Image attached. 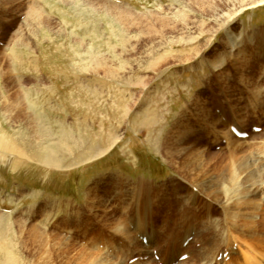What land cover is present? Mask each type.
<instances>
[{"label":"rangeland","instance_id":"374dc122","mask_svg":"<svg viewBox=\"0 0 264 264\" xmlns=\"http://www.w3.org/2000/svg\"><path fill=\"white\" fill-rule=\"evenodd\" d=\"M199 1L109 0L131 12L116 17L101 2L0 0V264H216L236 250V241L224 245L220 205L188 186L164 154L181 115L198 146L224 151L223 140L205 138L210 120L199 108L212 103L233 105L243 129L264 138L256 45L220 70L189 67L202 56L181 59L199 41L178 37L198 34L203 19L215 27ZM226 28L261 36L264 3L220 27L205 58L223 52ZM252 147L250 160L261 165L264 152ZM178 184L195 199L177 200ZM247 199L242 189L233 202L242 210ZM32 225L45 236H30ZM181 252L189 257L178 261Z\"/></svg>","mask_w":264,"mask_h":264},{"label":"bare ground","instance_id":"6f19581e","mask_svg":"<svg viewBox=\"0 0 264 264\" xmlns=\"http://www.w3.org/2000/svg\"><path fill=\"white\" fill-rule=\"evenodd\" d=\"M91 1L101 2V5L103 4L104 8H106V13L112 14L116 17H126L131 13L127 9L121 8V6L119 7V5L117 6L116 4L108 2L109 0H87L88 4L93 5ZM198 3L199 4L197 5L199 9L202 10L205 15H208L211 18V22L215 25V27L212 28V25H210L211 27H208V23L203 21V19L198 25V34L190 35V33H188L186 37H178V40L190 42L192 44L195 41H199V43H194L192 45L191 49L189 50V54H182L183 58L181 59L183 61H191L199 56H202L200 61L191 64L189 66L190 68L203 69V64L201 65V63L206 62L209 63L210 67L214 68V70H220L227 59H232L233 57V62H236L240 55H243V58H245L246 55L243 52L244 45H256L255 48L257 49L256 53L258 55V59L256 61L259 63V61L264 60V31L263 33L260 32L261 36L259 37L255 36V32H253L254 34L251 32L252 34H246L245 38L242 39V33L240 31L235 33L232 31V29L226 28L220 45L222 46L223 52L218 53V51H216L212 58H205L203 51L204 48L211 43L214 33H216L220 27L226 23L228 24V22L231 21L240 11L249 7H255L257 5L263 4L264 0H200ZM94 5H96V3ZM113 6H117L121 9H117ZM110 11H114V14ZM188 18L189 17L187 15H182L181 17V23L185 29H190L188 25L190 23L188 22ZM205 30H211V35L209 37L207 36V38L203 37V39H200V34L204 33ZM256 30L257 29H255V31ZM219 72L221 73L222 71ZM194 100L195 101L193 102L196 103L198 101L201 102L203 99L196 96ZM213 105H215V107ZM232 106L233 105L229 104L228 107L230 110H228V107L226 108L222 104L212 103L210 105L211 109L208 106L199 108L203 109L202 113L204 114V117H206L205 120H210L207 121L204 126V130L206 131V140H209L212 143H217L223 140L225 144L224 151L210 152L208 147L201 148L198 146L200 138L198 139L196 135L193 134L191 130H189V128H186L187 124L185 125V123L182 121V119H184V115H181L179 119L176 120V124H174L175 134L173 138L171 137L172 139L168 140L164 146L166 147L164 154L167 159H169V161L175 163V170L178 172L181 179L188 183V186L192 185V189L195 187L196 192L201 190L206 195L213 198L215 202L221 207V211L225 217V226L223 229L224 245H230V243L232 244L233 241H236L237 247L235 248V251H230V249L224 251L223 253H225V256H223V253L222 255L219 253L222 259L220 257L221 261L219 263L216 262V264H264V163L261 165L252 163L249 156L251 155L254 148L252 147L251 150V146L254 144L259 148V151L264 152V138L261 139L260 134L250 135V133H248L249 136L247 139L238 137L231 130V126H234L240 132L245 131V129H243L244 127H242L243 121L241 120L245 118H242L243 116L241 115L236 116V111H234L235 109L233 110L234 107ZM196 107L198 108L199 106L196 105ZM215 108H218L217 112L214 111ZM202 113L200 112V114ZM227 114H231L232 117H229L230 120ZM256 138H258L257 141L260 140V145L258 142H255ZM51 152L52 151H48L43 158L47 163L51 162L52 158H54L53 156L51 157V155H53ZM139 183L142 184L141 186H146L145 183ZM177 187L180 191H176L178 194L177 200L182 201L188 200L190 198L195 199V194L197 196L196 192L190 189L188 190L185 185L178 184ZM242 189L246 191V195L249 199H247V201L244 203L242 210H239L241 203L237 200L236 202L233 201L237 192ZM154 212H156V210ZM236 225L239 229L236 228ZM243 230L246 231L244 232ZM195 231L196 228L192 226L190 235L195 234ZM238 232H240V234H237ZM28 233L30 236H34L35 238H38L41 235L45 236V232L39 230L34 225L28 229ZM190 235L186 234L182 241H185ZM143 237L145 238V236L142 234L141 240ZM244 237L248 239L246 240ZM190 242L192 241L189 240L187 242L186 247ZM186 247H183V242H181V248ZM185 253L189 252H181L178 255V261H181L179 258ZM187 257H189V255ZM208 257L209 256H207V258ZM91 258L90 256L84 257V259H87L85 261L90 259L93 263L95 257ZM211 258H209V260ZM211 260L213 261V259ZM172 261L176 260H171L170 262ZM207 262L209 261H206V264ZM178 264H183V262H179ZM209 264H211V262H209Z\"/></svg>","mask_w":264,"mask_h":264}]
</instances>
